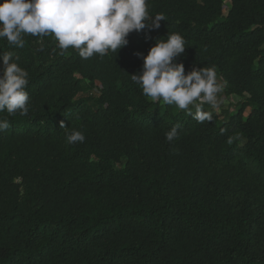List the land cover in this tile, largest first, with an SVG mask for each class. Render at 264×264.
I'll return each mask as SVG.
<instances>
[{
    "label": "trees",
    "instance_id": "obj_1",
    "mask_svg": "<svg viewBox=\"0 0 264 264\" xmlns=\"http://www.w3.org/2000/svg\"><path fill=\"white\" fill-rule=\"evenodd\" d=\"M147 5L165 20L115 56L61 54L52 36L0 40L28 72L30 104L0 113V264H264V0ZM173 33L186 47L174 63L215 68L221 95L240 98L232 113L205 104L201 124L132 82L135 53ZM70 130L85 141L67 143Z\"/></svg>",
    "mask_w": 264,
    "mask_h": 264
},
{
    "label": "clouds",
    "instance_id": "obj_2",
    "mask_svg": "<svg viewBox=\"0 0 264 264\" xmlns=\"http://www.w3.org/2000/svg\"><path fill=\"white\" fill-rule=\"evenodd\" d=\"M164 20L162 14L149 15L147 0H3L0 40L23 48L25 36H52L61 54L74 48L87 60L109 52L115 56L128 44L130 33L157 30ZM185 48L184 38L176 33L167 34V39H155L147 55L135 53L143 64L140 72L129 76L152 102L175 105L198 123L211 122L213 114L203 106L207 104L213 110L219 107L218 95L224 84L218 80L215 68L193 67L186 74L182 63H174ZM0 61V113L26 116L30 108L28 72L13 61L10 51L0 55ZM9 127V120L0 118V132ZM60 128L68 129L63 123ZM179 128V124L174 125L165 133L168 142L179 138ZM66 139L69 144L83 143L85 135L70 130ZM228 143H232L231 138Z\"/></svg>",
    "mask_w": 264,
    "mask_h": 264
},
{
    "label": "rangeland",
    "instance_id": "obj_3",
    "mask_svg": "<svg viewBox=\"0 0 264 264\" xmlns=\"http://www.w3.org/2000/svg\"><path fill=\"white\" fill-rule=\"evenodd\" d=\"M225 7H229V3L227 1L224 2ZM226 12V11H225ZM224 12V14H225ZM218 80L220 82H222V80L220 78H218ZM223 83V82H222ZM97 91L95 88H92L88 91L82 92L81 94H79V97H87V96H91V95H96ZM240 98L238 96L232 95V96H225V95H221V93L218 95V103H219V107L215 109V111L218 113L219 117H223L222 114V110L223 107H226L228 109V111L230 113H232L235 110V107L237 105V103L239 102ZM247 111L245 110L244 115H247Z\"/></svg>",
    "mask_w": 264,
    "mask_h": 264
}]
</instances>
